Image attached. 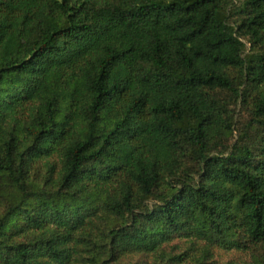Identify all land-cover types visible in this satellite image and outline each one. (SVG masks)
Returning a JSON list of instances; mask_svg holds the SVG:
<instances>
[{
    "label": "trees",
    "instance_id": "1",
    "mask_svg": "<svg viewBox=\"0 0 264 264\" xmlns=\"http://www.w3.org/2000/svg\"><path fill=\"white\" fill-rule=\"evenodd\" d=\"M216 248L264 264V0H0V264Z\"/></svg>",
    "mask_w": 264,
    "mask_h": 264
},
{
    "label": "rangeland",
    "instance_id": "2",
    "mask_svg": "<svg viewBox=\"0 0 264 264\" xmlns=\"http://www.w3.org/2000/svg\"><path fill=\"white\" fill-rule=\"evenodd\" d=\"M236 6H240V3L237 2L235 4ZM235 11V10H234ZM250 53V51H248ZM248 117L245 114H242L240 117L241 122H246ZM235 250H225L222 248H216L215 254L213 256V259L210 260V264H227L230 261H240L239 259H246L247 256H242L241 254H238L234 252Z\"/></svg>",
    "mask_w": 264,
    "mask_h": 264
}]
</instances>
